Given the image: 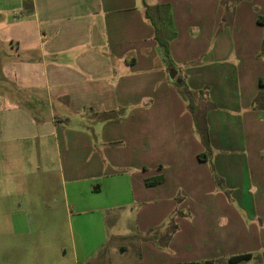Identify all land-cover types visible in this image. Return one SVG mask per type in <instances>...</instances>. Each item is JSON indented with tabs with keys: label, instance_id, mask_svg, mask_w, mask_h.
Wrapping results in <instances>:
<instances>
[{
	"label": "crops",
	"instance_id": "crops-1",
	"mask_svg": "<svg viewBox=\"0 0 264 264\" xmlns=\"http://www.w3.org/2000/svg\"><path fill=\"white\" fill-rule=\"evenodd\" d=\"M222 1L0 0V42L11 48L0 65V158L16 163L20 186L22 171L52 174L66 207L96 217L102 231L132 220L140 264H216L226 255L264 264V196L253 192L264 193V116L242 109L264 90L255 58L264 0L255 10L239 0L232 16ZM222 15L230 28L218 25ZM157 39L188 64L185 87L224 108L206 114L210 158H197L204 148L170 83L180 68L163 60ZM219 116H232V136L212 135ZM214 174L227 197L214 191ZM156 175L162 183L144 184ZM173 210L182 213L178 228L157 247L146 235Z\"/></svg>",
	"mask_w": 264,
	"mask_h": 264
},
{
	"label": "rangeland",
	"instance_id": "rangeland-1",
	"mask_svg": "<svg viewBox=\"0 0 264 264\" xmlns=\"http://www.w3.org/2000/svg\"><path fill=\"white\" fill-rule=\"evenodd\" d=\"M249 1L253 6L252 9L255 10L256 0H247V2ZM238 2L240 1L223 0L224 12L226 14L230 13L232 16ZM2 18L0 17V19ZM257 24L260 26L262 39L255 58L264 61V25ZM218 25L221 29L223 27L230 28L232 21H227L226 15H222L221 22ZM4 28L0 27V35H5ZM166 37L167 39H174L175 34L174 32L167 33ZM159 44L157 42L158 50ZM167 47L169 57L167 60L172 65L180 68L179 71L178 68L176 69L179 81H171L170 83L175 89L183 92L186 86V76L181 73V70L184 65L188 64L176 63L171 58L168 43ZM10 50L9 43L0 42V65ZM198 61L199 59L196 62L189 63V65L196 66ZM208 77L212 78V82L216 83V86L226 85L221 84V80L214 79L212 75H208ZM1 78L0 73V84L3 85L4 80H1ZM261 78H264V74L261 75ZM228 82L231 83L232 81L228 80ZM263 91H258L254 97ZM194 92H191V95L184 92L186 96H191L194 114L192 115L188 111L192 119L194 116L196 123L206 126L209 139L206 114L212 111L216 113L223 112L224 108L220 107L217 104L218 99H215L216 102L211 98V95L207 94L208 97H206L205 94H202L199 98V92L196 90ZM253 99L247 107H242L243 111L245 113L249 111L258 112L264 116V109L254 105ZM219 102L225 104L227 100L222 97ZM218 118L216 123L220 126L216 131L211 130L212 135L214 137L215 135L219 137L222 134L232 136V116H219ZM195 122H192L191 132L198 143L202 145L199 141ZM202 147L205 151L204 145ZM260 155L264 160V150L260 152ZM30 157L33 158V156ZM210 157L211 155H209ZM6 158L7 156L0 158V264H140L137 250L138 235L132 220L124 219L117 224L108 221L106 230L102 231L96 217L89 216V214H75L66 207V199L62 192L64 185L60 183L57 187L56 180L53 185L52 174L49 175L42 170L29 169L22 171V183H24L20 186L18 182L21 172L15 169V162L9 163ZM208 163H210L209 160ZM43 180H45L44 184ZM259 183V186L264 187L261 181ZM219 184L220 186L215 184L213 180L214 191H218L227 197L229 191L224 189L221 183ZM58 188L61 191L60 196H56ZM253 192L264 196L262 191ZM176 200L178 201L175 197ZM240 204H242V207L245 205L244 203ZM232 205L237 211H242L234 204ZM131 207L134 208L135 205H131ZM127 209L126 207L125 210ZM166 219L167 217L163 221L165 222ZM160 225L161 223L158 224V226ZM121 246L127 249L121 250ZM181 252L185 253L186 251L181 250ZM196 256L192 258H196ZM259 262H261L260 259L252 258L249 261H240L234 264H259ZM216 264L232 263L228 262V256L226 255L218 259Z\"/></svg>",
	"mask_w": 264,
	"mask_h": 264
},
{
	"label": "trees",
	"instance_id": "trees-1",
	"mask_svg": "<svg viewBox=\"0 0 264 264\" xmlns=\"http://www.w3.org/2000/svg\"><path fill=\"white\" fill-rule=\"evenodd\" d=\"M23 9L26 12H29L32 10V5L30 1H25L23 3ZM147 12V11H146ZM256 22L264 25V15H257L256 17ZM157 42H159V51L160 54L162 55L163 60H167L168 58V47H167V42H162L159 41V39H157ZM169 64V63H168ZM258 85L261 87H264V78H259L258 79ZM186 90V91H185ZM186 92L187 94H192L191 92H194L190 89H188L187 87L184 88V91H180V94L182 96V99L184 100V102L186 103V107L187 109L192 113V115L194 114L193 111V105L191 103V96H186V94L184 93ZM199 92V94L202 93V91H197ZM195 93V92H194ZM261 97V98H259ZM254 105L256 106H260L264 109V91L260 92L256 97H254L253 99ZM253 104V103H252ZM108 118V117H106ZM193 122L194 121V116H193ZM196 131L198 133L199 136V141L202 143V145H204L205 147V151L202 154H197V158L201 159V158H206L209 155V145H208V135H207V129L206 126H203L201 124L196 123ZM213 180L215 182V184L219 185V183L222 184L221 179L216 176L214 174L213 176ZM163 182V176L162 175H156V176H152V177H146L144 178V184L146 186H153V185H157ZM182 213L178 210H173L167 217V219L165 220V222L163 221L161 223L160 226H156L154 228L150 229V234L146 235V239L150 240L152 243H154V245H156L157 247H164L168 240L170 239V236L172 233H174L178 226L177 223L175 222V218L179 217ZM175 217V218H174ZM249 258V255H240V256H235V257H229L228 258V262L229 263H236L240 260H244ZM175 264H214L211 261H204L202 263L200 262H180V263H175Z\"/></svg>",
	"mask_w": 264,
	"mask_h": 264
},
{
	"label": "water",
	"instance_id": "water-1",
	"mask_svg": "<svg viewBox=\"0 0 264 264\" xmlns=\"http://www.w3.org/2000/svg\"><path fill=\"white\" fill-rule=\"evenodd\" d=\"M170 79L171 81H179V78L177 77V72L175 70L170 72Z\"/></svg>",
	"mask_w": 264,
	"mask_h": 264
}]
</instances>
